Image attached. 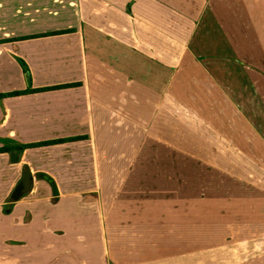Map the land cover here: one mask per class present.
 Instances as JSON below:
<instances>
[{
	"label": "crops",
	"instance_id": "0c3cea01",
	"mask_svg": "<svg viewBox=\"0 0 264 264\" xmlns=\"http://www.w3.org/2000/svg\"><path fill=\"white\" fill-rule=\"evenodd\" d=\"M263 8L264 0H0V94L33 89L0 97V211L26 168L31 184L12 209L83 194L105 211L107 181L133 177L114 164H144L146 149L176 148L183 130L187 148L246 149L264 163ZM55 139L66 140L17 147ZM194 157L186 158L210 162ZM245 185L259 197L255 215L225 226L264 239L251 232L264 228V189ZM111 244L114 264L141 262L128 251L118 261ZM2 256L24 264L14 247Z\"/></svg>",
	"mask_w": 264,
	"mask_h": 264
},
{
	"label": "rangeland",
	"instance_id": "374dc122",
	"mask_svg": "<svg viewBox=\"0 0 264 264\" xmlns=\"http://www.w3.org/2000/svg\"><path fill=\"white\" fill-rule=\"evenodd\" d=\"M259 13L256 24L264 47V12ZM185 119L179 115L178 127H184ZM185 135L179 131L176 148L146 149L144 164H114L115 173L133 177L107 181L109 210H100V200L83 194L56 205L38 201L16 209L10 206L14 200H7L0 211V264H10L2 254L9 256L11 247L24 264L27 257L28 264H114L108 255L111 241L120 262L128 251L141 256L139 264H264L263 236L252 239L245 225L225 226L255 215L249 208L259 204V197H251L245 183L264 189V163L251 162L246 149L187 148L191 143ZM192 153L210 162L192 163L186 158ZM174 154L179 163L173 162ZM241 206L248 209L238 210ZM109 221L115 224L112 229L106 228ZM132 222L143 226H129ZM251 232L260 235L264 228ZM249 234V239L243 236ZM12 241L22 243L12 246Z\"/></svg>",
	"mask_w": 264,
	"mask_h": 264
},
{
	"label": "water",
	"instance_id": "95a60500",
	"mask_svg": "<svg viewBox=\"0 0 264 264\" xmlns=\"http://www.w3.org/2000/svg\"><path fill=\"white\" fill-rule=\"evenodd\" d=\"M3 142L4 143H9V142H14V140L12 139H3ZM21 151V150H20ZM19 152V151H18ZM31 181H32V178L29 174V171L28 169L26 168L24 170V173H23V177L21 178V180L16 184V186L14 187L11 195H10V200L13 201L14 198L16 197V194L18 193V191H20L21 189L23 188H27L30 186L31 184Z\"/></svg>",
	"mask_w": 264,
	"mask_h": 264
},
{
	"label": "trees",
	"instance_id": "16d2710c",
	"mask_svg": "<svg viewBox=\"0 0 264 264\" xmlns=\"http://www.w3.org/2000/svg\"><path fill=\"white\" fill-rule=\"evenodd\" d=\"M23 67H24L25 71H27V68L24 66V64H23ZM64 86H66V85H64ZM31 91H33V89L13 91V92H10V93H7V94H4V93L3 94H0V97L1 96H4V95H17V94L27 93V92H31ZM71 139H74V138H69L67 140H71ZM63 140H66V139H55V140H50V141L38 142V143L19 144V145H17V147H19V148H25V147H28V146H37V145H42V144L55 143V142H60V141H63ZM5 149H6V147L0 148V152L3 151V150H5Z\"/></svg>",
	"mask_w": 264,
	"mask_h": 264
}]
</instances>
